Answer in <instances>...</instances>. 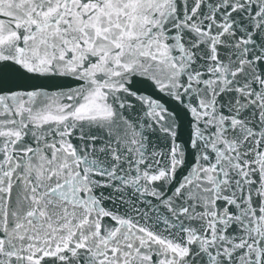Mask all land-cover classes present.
<instances>
[{
  "label": "snow or ice",
  "instance_id": "1",
  "mask_svg": "<svg viewBox=\"0 0 264 264\" xmlns=\"http://www.w3.org/2000/svg\"><path fill=\"white\" fill-rule=\"evenodd\" d=\"M0 264H264V0H0Z\"/></svg>",
  "mask_w": 264,
  "mask_h": 264
}]
</instances>
